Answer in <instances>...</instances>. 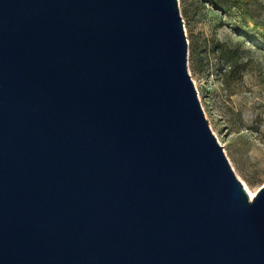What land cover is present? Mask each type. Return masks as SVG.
I'll use <instances>...</instances> for the list:
<instances>
[{"label":"water","instance_id":"1","mask_svg":"<svg viewBox=\"0 0 264 264\" xmlns=\"http://www.w3.org/2000/svg\"><path fill=\"white\" fill-rule=\"evenodd\" d=\"M0 264H264L177 0H0Z\"/></svg>","mask_w":264,"mask_h":264},{"label":"rangeland","instance_id":"2","mask_svg":"<svg viewBox=\"0 0 264 264\" xmlns=\"http://www.w3.org/2000/svg\"><path fill=\"white\" fill-rule=\"evenodd\" d=\"M177 2L205 118L236 177L255 194L264 186V0Z\"/></svg>","mask_w":264,"mask_h":264},{"label":"bare ground","instance_id":"3","mask_svg":"<svg viewBox=\"0 0 264 264\" xmlns=\"http://www.w3.org/2000/svg\"><path fill=\"white\" fill-rule=\"evenodd\" d=\"M249 195V198H252L254 196V193L250 192L248 189H246Z\"/></svg>","mask_w":264,"mask_h":264}]
</instances>
